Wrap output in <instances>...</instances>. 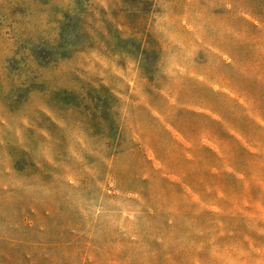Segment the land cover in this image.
<instances>
[{"label":"rangeland","instance_id":"1","mask_svg":"<svg viewBox=\"0 0 264 264\" xmlns=\"http://www.w3.org/2000/svg\"><path fill=\"white\" fill-rule=\"evenodd\" d=\"M0 264H264V0H0Z\"/></svg>","mask_w":264,"mask_h":264},{"label":"trees","instance_id":"2","mask_svg":"<svg viewBox=\"0 0 264 264\" xmlns=\"http://www.w3.org/2000/svg\"><path fill=\"white\" fill-rule=\"evenodd\" d=\"M44 259H46V257H44Z\"/></svg>","mask_w":264,"mask_h":264}]
</instances>
